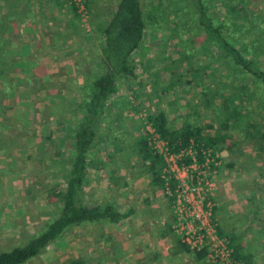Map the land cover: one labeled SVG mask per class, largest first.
<instances>
[{
  "label": "crops",
  "instance_id": "crops-1",
  "mask_svg": "<svg viewBox=\"0 0 264 264\" xmlns=\"http://www.w3.org/2000/svg\"><path fill=\"white\" fill-rule=\"evenodd\" d=\"M106 19L103 16V20ZM252 27L257 31L261 25L256 21ZM102 45L101 33L85 31L73 4L67 5L64 0H0V215L8 217L3 222L0 216V251L26 242L38 232V225L44 227L45 222L58 213L59 201L50 200L47 194L52 185L59 184L51 173L55 169L62 170L55 162L65 154L68 159V151L63 150L67 132H62L63 139L59 140L55 138V129L63 131L65 127V130L74 131L75 127L68 126L73 118L75 123L77 120L76 104L80 97L76 87L82 78L77 71L83 61L93 62V51H101ZM221 59L217 61L227 63L237 76L225 84L228 94L222 107L234 105L241 110L240 104L245 100L254 110H259L260 95L264 97V90L251 75H245L233 62H227L223 54ZM259 63L264 67V59L261 61L259 57ZM38 110L53 111L43 114ZM55 118L60 124L54 126ZM38 120L45 128H39L43 139L36 140L35 147L49 149L48 155L44 153L42 157L31 156L29 147L34 142L29 137L36 138L33 133L37 130ZM260 143L264 144V141ZM40 159L54 165V169L52 165L43 169V172L49 171V176L42 181L46 186L42 195L39 193L42 185L37 182L42 177V173L37 176ZM27 167L31 173L28 180L25 176ZM138 174H141L140 167ZM87 180L89 182L88 177ZM86 182L82 197L87 203L99 202L98 196L103 191L100 187H111L109 181L90 182L92 193L87 197L85 192L84 197ZM152 199L150 197L149 204L140 209L132 205L124 210L120 208L128 214L119 222L70 225L61 237L22 264H210L207 256L199 257L180 243L171 228V214L164 213V200L156 202V206ZM258 207L244 205L237 212L252 213L255 208L259 215L263 214L261 206ZM149 211H155V217L147 220ZM259 227L264 233V227ZM229 229L226 237L233 236L246 255V263H242L260 264L253 247L255 242L264 240V236L256 240L251 234L248 239H241L236 232L240 229L237 222Z\"/></svg>",
  "mask_w": 264,
  "mask_h": 264
},
{
  "label": "rangeland",
  "instance_id": "rangeland-1",
  "mask_svg": "<svg viewBox=\"0 0 264 264\" xmlns=\"http://www.w3.org/2000/svg\"><path fill=\"white\" fill-rule=\"evenodd\" d=\"M69 1L64 0L65 4L71 6ZM117 1L83 0L85 13L73 6L85 31L95 30L100 33L99 25L109 19ZM141 1L145 19V34L141 46L131 56L134 75L128 77L129 79L119 76L117 90L106 103V113L98 123L95 142L90 150V162L87 164L89 182L87 180L84 197L85 192H87V197L90 196V192L92 193L90 182L95 183L100 180L101 183L111 182V187L109 189L108 185L100 187L103 191L98 196L99 202L110 199L121 210L129 205L136 209L146 207L150 197L155 201L154 204L164 200V213L171 214L172 228V206L164 187L153 185L148 173L138 174L142 159L136 148L138 136L146 134V125L149 123L147 115L163 110L168 117L169 125L173 128L190 124L194 128H199L201 134L205 136L218 133L225 135L224 139L211 146L218 160L213 187L216 222L225 237L230 233L229 226L237 222L240 229H236V232L241 235V239H248L252 234L257 240L264 236L259 227L260 225L264 227V144L247 138L245 134L248 131L244 125L247 120L248 122L257 120L264 128V97L260 95L259 110H254L244 100L240 104L241 110H238V113L228 120L229 127H223L227 116L226 110L222 107L224 98L228 94L225 84H229L228 81L236 79L237 76L227 63L217 61L221 59L222 53L206 37L204 38L205 32L199 26L193 0ZM235 1L240 2V0ZM233 2L234 0H205L213 16H228L230 13L228 6ZM250 10L256 12L254 21H258L261 25L257 31L264 33V14H262L264 0L248 1L244 6V11L236 10V12L244 14ZM103 16L107 18L106 21L103 20ZM236 18L235 20H244V22L247 19L245 15ZM252 30L255 31L256 28H251ZM100 54V50H94L93 62L83 61L77 71L82 77L76 87L80 98L87 90L85 81H88L92 71L99 69ZM262 59L264 55H260V60ZM229 108L233 109V107ZM38 111L44 114L53 110ZM36 124H38L37 130L33 133H36V138L29 137L34 141L29 144V147L31 156L42 157L44 153L48 155L49 149L35 147L37 141L43 139L39 128L41 130L45 128L39 120ZM52 124L55 126L60 123L55 118ZM75 125L73 118L68 128H74ZM246 126L253 129L251 126ZM55 131V138L59 140L63 139V134L67 132L65 142L63 141V150L69 151L67 142L70 141L71 130H65L64 127L63 131L60 129H55ZM26 154L23 153V156ZM55 164H59L62 170L55 169L57 172L52 170L51 173L56 179L53 178L58 179L60 186H64L69 168L67 155L65 154ZM48 165L54 166L53 163L47 164L41 159L38 162L39 174L37 176L42 173V177L37 180L43 188L39 191L41 195L46 187L42 181L49 172H43V169ZM25 171L28 180L30 177L28 167ZM244 205H250L256 209L260 205L263 214L259 215L254 210L255 208L252 213L237 212ZM18 208H21V205ZM146 214L148 215L147 220L155 217V211H149ZM0 216L3 222L8 218L4 214ZM42 228L43 225H38L36 229L39 231ZM24 242L15 245H21ZM253 248L260 264H264V240L259 243L255 242ZM210 264L213 263L210 261Z\"/></svg>",
  "mask_w": 264,
  "mask_h": 264
},
{
  "label": "trees",
  "instance_id": "trees-1",
  "mask_svg": "<svg viewBox=\"0 0 264 264\" xmlns=\"http://www.w3.org/2000/svg\"><path fill=\"white\" fill-rule=\"evenodd\" d=\"M251 0H234L229 4V15L213 16L205 0H193L199 26L204 30L206 37L214 46L221 50L227 62H233L242 69L245 75H251L264 90V67L259 63L260 55H264V33L251 31L254 25L255 12L237 14L236 10L244 11V6ZM245 15L247 18L237 21L235 18ZM248 15V16H247ZM237 19V18H236ZM102 35L100 65L97 71H92L88 81H85V94L76 104L77 120L75 129L69 135L68 164L69 169L65 177L64 186L56 183L49 188L47 194L52 201H59L58 213L45 222L44 227L32 235L21 245L0 251V264H22L43 248L62 236L64 231L73 224L81 222H119L128 212H121L116 204L108 199L104 202H84L82 197L83 185L87 181V164L90 162V150L95 142L97 126L106 113V103L117 90L119 76L134 75L131 56L141 46L145 34V19L141 0H118L109 19L99 25ZM89 74V73H88ZM242 74V75H244ZM259 86V87H260ZM225 106L227 116L223 127H229V119L238 113L236 106ZM231 109L232 112L229 110ZM250 117V116H249ZM154 131L173 151L184 148L193 139L197 147H211L224 134L205 136L199 128L185 124L173 128L168 123V117L163 110L147 115ZM246 125L253 127L250 130ZM246 133L252 140L264 141V129L257 120L246 121ZM146 134L138 136L136 148L141 155L140 170L150 175L153 185H162L161 169L163 159L149 144ZM174 186V181L171 182ZM220 234L222 232L218 228ZM184 245V243L180 242ZM233 247V258L245 262V254L240 243L233 236L229 237ZM191 250V249H189ZM193 251V250H192ZM197 256H207V250L194 251ZM245 255V256H244Z\"/></svg>",
  "mask_w": 264,
  "mask_h": 264
},
{
  "label": "built area",
  "instance_id": "built-area-1",
  "mask_svg": "<svg viewBox=\"0 0 264 264\" xmlns=\"http://www.w3.org/2000/svg\"><path fill=\"white\" fill-rule=\"evenodd\" d=\"M69 2L85 13L83 0ZM146 127L149 144L163 159L162 185L172 206L174 233L189 249H206L213 264H243L233 258L234 249L229 239L219 233L213 216L216 154L211 147H197L193 139L186 147L173 151L150 122Z\"/></svg>",
  "mask_w": 264,
  "mask_h": 264
}]
</instances>
